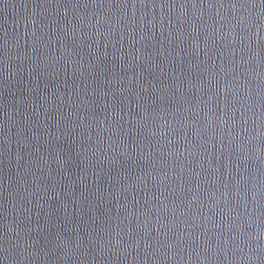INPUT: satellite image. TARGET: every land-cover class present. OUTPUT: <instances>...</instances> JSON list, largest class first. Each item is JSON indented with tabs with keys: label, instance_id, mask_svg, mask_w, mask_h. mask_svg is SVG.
Instances as JSON below:
<instances>
[{
	"label": "water",
	"instance_id": "water-1",
	"mask_svg": "<svg viewBox=\"0 0 264 264\" xmlns=\"http://www.w3.org/2000/svg\"><path fill=\"white\" fill-rule=\"evenodd\" d=\"M0 264H264V0H0Z\"/></svg>",
	"mask_w": 264,
	"mask_h": 264
}]
</instances>
